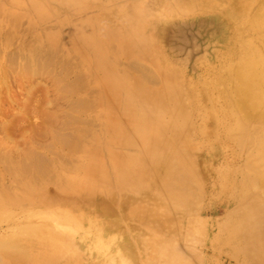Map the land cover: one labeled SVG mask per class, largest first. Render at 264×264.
<instances>
[{
  "label": "bare ground",
  "instance_id": "bare-ground-1",
  "mask_svg": "<svg viewBox=\"0 0 264 264\" xmlns=\"http://www.w3.org/2000/svg\"><path fill=\"white\" fill-rule=\"evenodd\" d=\"M5 1L8 7L0 3V46L3 43L7 49L13 48L5 62L6 76L7 72L15 74L16 63L21 61L27 78L17 83L7 78L0 81V222L9 221L7 233L13 229L24 232L12 238L0 235V264H198L192 256L185 259L176 246L184 228L186 241L189 239L186 220L194 210L192 198L211 199L205 194L202 178L211 181L214 195L219 193L226 203L223 227L208 222L203 240L212 236V241H220L223 247L214 252L219 258L235 257L228 264H264V127L252 126L264 125V43L257 45L261 51L253 58L255 67L247 68V64L242 68L248 62L239 57L237 68L232 66L224 75L234 83L227 91L228 100L224 98L233 110L228 121L211 128L203 115L195 114L191 120L197 129L196 141L201 136L203 145H208L205 138L210 139L211 131L243 156L239 181L233 185L229 168L202 171L194 166L193 170L191 164L183 162L182 149L173 148L176 142L189 143L182 124L174 119L175 107L168 108L180 97L176 72L165 57L150 54L160 47L161 20L151 25L147 15L136 16L135 8L108 7L119 0ZM22 4L27 9L18 15L16 8ZM53 6L69 16L62 22L72 23L53 26L51 21L32 18V14L49 12L47 8ZM226 6L227 19L235 23L236 32L251 31L264 41V0H227ZM91 10L98 13V22ZM17 29L22 34L15 40ZM112 29L122 38L115 37ZM37 31L44 38L35 34ZM122 42L132 49L134 57L153 63L160 74L136 58L127 60ZM5 50L0 48V53ZM42 75L51 81V99L46 85L38 82ZM155 84L158 87L152 88ZM162 114L169 116L167 122L159 121ZM151 116L158 129L153 146L147 136ZM199 117L201 131L196 123ZM32 118L38 119L39 125H33ZM164 129L171 134L163 136ZM156 143L167 145L161 171H168V175L161 177L164 183L168 180L163 185L171 213L177 218L171 225L158 213L147 212L134 198L145 189L142 176L153 178L160 171ZM196 153L198 158L200 149ZM145 164L153 169L143 171ZM18 206L49 209L48 218L65 223L56 224L54 233L42 234L48 235L54 248L33 234V230L43 232L47 227L42 220L11 225L15 223L13 215L5 216L4 210L14 212ZM154 207L163 212L161 201H154ZM114 216L123 223L106 220ZM79 219L83 221L79 223ZM152 221L154 233L148 229ZM81 224L89 230L78 228ZM86 232L100 237L96 247H89ZM229 239L234 246H224ZM113 248V259L108 258Z\"/></svg>",
  "mask_w": 264,
  "mask_h": 264
},
{
  "label": "rangeland",
  "instance_id": "rangeland-1",
  "mask_svg": "<svg viewBox=\"0 0 264 264\" xmlns=\"http://www.w3.org/2000/svg\"><path fill=\"white\" fill-rule=\"evenodd\" d=\"M126 1L127 2L122 4L119 0L117 1L119 3H110L108 7L117 8L120 6H125L129 10L135 8L137 9V11L135 12L136 16H139L140 14L147 15L148 22L151 25H156L158 19L161 20L164 25L163 33H161L160 35V47H157L156 50H151L150 54H152V56L154 54H160L161 56L165 57L166 60L172 65V69L176 72L174 77L176 80L177 88H179L178 85L180 84V97L179 99L175 98L171 104V107L168 108L171 111L175 107L176 117L174 119L176 120V122L182 124L181 129L184 130V132H187L189 143V145H184V143L182 142H176L174 145L171 144L170 148L173 145V148L175 147L182 149L186 156H184L183 162H185L186 164H191L193 170L195 168L194 166L200 167L202 171L203 168H205L206 170H220L221 168H229L228 171L231 175L232 184L235 185L236 182L239 181V170L241 169L243 164V156H241L236 148H234V145L229 144L226 140H222V138L218 139V137L216 138L215 136H212L214 135V133L211 131H208V137L211 136L210 139L205 138V142H208V145H203L201 136L199 137V141H196L194 138L196 137L195 132L197 129L195 127H192L191 120L194 119L195 114H198L199 116L203 115V117H206V122L208 121V125L211 128L219 126L228 121L227 117L233 110L228 109L229 103L227 101L228 99L226 95L227 91L230 90L231 86L234 83L232 84L230 80H226L227 78H225L224 75L227 72L231 71L232 66H236V61L239 60V57H245L246 62H248L245 63L242 68H244V66L247 64V68L255 67L257 63L255 62L252 65L253 58L261 51V47L257 45L261 44V42L264 43V41H262L260 36L255 34L253 35L251 31H246L243 33L236 32L237 26L235 25V23L229 22L227 19V0ZM0 3L4 7H8V2H6L5 0L4 2ZM14 8L15 7L13 6V9ZM26 9L27 8L24 6V4L19 5L18 8H16V13L18 15H22ZM47 10L49 12L44 11L40 15L32 14V18L33 16H35V21H51L53 26L54 24L59 25L58 22L64 23L62 25L63 27L68 26L66 23H72L68 21H61V19L63 18H70L65 14L64 11L61 12L59 7L53 6L50 10L48 8ZM90 12L92 15H94L93 19L98 22V20L96 19L98 13L95 10H91ZM165 13L167 14V18H164L166 16ZM76 15H79V13ZM113 31L114 32H111L115 37H117L118 39L122 38L121 34L116 33V29ZM21 34L22 33L17 29L15 30V35L13 38H15V40L19 39L21 37ZM35 34L44 38L40 31L35 32ZM6 45L7 44L4 45L2 43L0 46L1 49H6L4 54L0 53V58L4 59H1L3 60V62L1 61L3 64H1L0 62V68L2 69L0 73V77L2 78H0V81H6L7 78V81L10 82H23L27 77L24 75L21 61H18L16 63L15 74L7 72L8 75L6 76L7 66L5 62L8 58V52H11L13 50V48L7 49ZM8 45H10V43H8ZM248 45L250 46V50L246 49L248 48ZM139 46L140 45L137 44L136 48H139ZM123 47L124 55L127 60L134 61L133 58H136V60L138 62H141L144 66L150 67L149 70L156 71L158 74H160V72H158L153 66V63H150L149 61H146V59H143L141 57H134L132 49L125 43H123ZM84 61L86 62V60ZM232 62H234L235 64H232ZM239 69L240 67L236 70H238L239 72ZM3 71H5L4 74ZM32 80H35V78H33ZM38 82L46 85V87L48 88L46 89L48 93H50V99L53 98V87L48 77L44 75L39 76ZM157 82H159V79L157 80ZM158 84H155V86L151 87L156 88L158 87ZM168 93H171L173 95L172 91H169ZM36 95L40 96V93L37 92ZM224 98H226L227 100H224ZM178 101L179 103H181V109H179ZM61 109L62 107H60V110ZM60 110H54L53 113L57 112L61 114L66 111V109L63 112H61ZM162 115L163 116L161 117V119H159V121L167 122L169 120V116L164 117V114ZM150 119L152 124L147 136L148 141L151 142L153 146V142L155 139L154 137L158 136V129L156 128L157 121L153 118V116H151ZM235 120L236 119H234V122ZM198 121L199 122H196L197 125H199L198 131H201L203 124L200 122V117ZM31 123L33 125H39L40 121L36 118H32ZM252 126L260 128L264 127V125H261L259 123L253 124ZM164 130L165 133H163V136L171 134L169 130ZM222 135L223 134L221 129L220 136L222 137ZM166 148L167 145L164 146V144L156 143L155 151L159 152L158 161L160 162V171L157 170L158 174L153 178L145 177L144 175L142 176V187L145 189L143 190V193L140 197L134 198H138L137 204L145 207L147 212H151L152 214L154 213V215L158 213L157 216L160 217L164 223L171 225L177 222V218L171 213L170 206L168 205L167 200V189L163 185L166 184V181L168 180H166L164 183L161 177L166 176L165 178H167L168 175V171H161V167H165L164 160L166 159L167 154L164 153V151L166 150ZM197 149H200L201 151L198 158H196ZM163 154L165 155L163 156ZM175 162L176 161H173L172 163ZM202 165L204 166L202 167ZM254 166L255 165H253L252 163L250 164V168H253ZM146 169L152 170L153 168L145 164L142 170L145 171ZM175 170L178 175L177 167L175 168ZM205 172L206 171L204 170V174ZM172 173L173 171L171 172V175ZM173 176H176V174ZM201 182L203 183L205 194L210 195L211 199H203V196L200 199L196 196L192 198L194 210L188 213L189 215L186 214L188 215L186 226L187 229L190 230L188 236L189 239L188 241H186V229L184 228L185 233L183 230V234L179 238V241L176 240V248L177 251L185 259H189L191 256L196 260L198 259V264H202V261L208 262L206 264H228V262H232L235 257L230 258L229 256H222V258H219L216 252H214L215 248L223 247L220 245V241L215 239L212 241V236L207 238L206 240H203V235L207 228H205V224H208V222H210L209 224L218 226L217 228L220 227L221 229L223 227V219L226 214V203L224 197L219 195V193L218 195H216L217 197L214 195L211 181L202 178ZM208 189L210 190L208 191ZM154 201L156 204L158 201H161L163 207L162 213H159L157 211V208L154 207ZM4 211L5 216L13 215L14 219L12 221H15V223H11L12 226H15L16 224L28 225L33 224V222L37 219L42 220L44 226L47 227L43 232L33 230V234H38L44 240L46 246L50 248L55 247L54 242L49 239L48 235H45L44 237L42 235L49 234L51 231L54 233V230H56L55 226L56 224H58L56 222L57 220L53 221V218H48L50 215L49 213H51L49 209L42 207L18 206L14 212L12 210ZM106 220L123 223V221L116 216L108 217ZM82 221L83 220L79 219V223ZM64 224V222H59L58 225L60 226ZM9 226V221H1L0 235L12 238L19 233L14 229L11 232L7 233L6 228ZM78 226V228L80 229L87 228L85 224H81ZM154 228L155 222L152 221L148 225V229H150L151 232L154 233ZM61 232L64 233L63 231ZM137 232L141 233L140 231ZM23 233L24 232H21L19 234L23 235ZM94 233L95 232H86V237L90 241L89 247H94L95 245H97V240L100 238L96 233ZM28 234L31 235V233ZM123 235L127 234L123 233ZM110 236L111 234L108 235V238ZM223 244L224 246L227 244L230 247L231 245H233L231 239H229L226 243L223 242ZM111 254H114V248L109 251L107 255L108 258H112ZM77 258L83 261V259L79 256H77ZM148 261L150 260L148 259Z\"/></svg>",
  "mask_w": 264,
  "mask_h": 264
},
{
  "label": "crops",
  "instance_id": "crops-1",
  "mask_svg": "<svg viewBox=\"0 0 264 264\" xmlns=\"http://www.w3.org/2000/svg\"><path fill=\"white\" fill-rule=\"evenodd\" d=\"M225 213V212H224Z\"/></svg>",
  "mask_w": 264,
  "mask_h": 264
}]
</instances>
